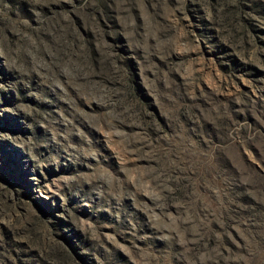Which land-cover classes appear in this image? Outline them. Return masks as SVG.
<instances>
[{
	"label": "rangeland",
	"instance_id": "1",
	"mask_svg": "<svg viewBox=\"0 0 264 264\" xmlns=\"http://www.w3.org/2000/svg\"><path fill=\"white\" fill-rule=\"evenodd\" d=\"M0 264H264V0H0Z\"/></svg>",
	"mask_w": 264,
	"mask_h": 264
}]
</instances>
